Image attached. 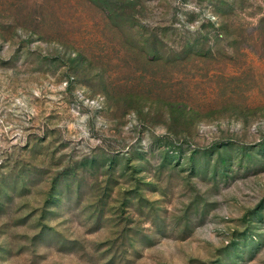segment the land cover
Wrapping results in <instances>:
<instances>
[{
    "label": "rangeland",
    "instance_id": "rangeland-1",
    "mask_svg": "<svg viewBox=\"0 0 264 264\" xmlns=\"http://www.w3.org/2000/svg\"><path fill=\"white\" fill-rule=\"evenodd\" d=\"M0 264H264V0H0Z\"/></svg>",
    "mask_w": 264,
    "mask_h": 264
}]
</instances>
